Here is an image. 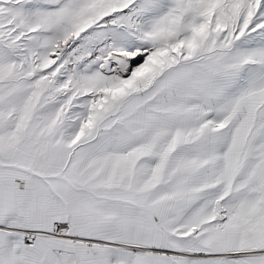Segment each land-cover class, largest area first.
Listing matches in <instances>:
<instances>
[{
    "label": "snow or ice",
    "instance_id": "obj_1",
    "mask_svg": "<svg viewBox=\"0 0 264 264\" xmlns=\"http://www.w3.org/2000/svg\"><path fill=\"white\" fill-rule=\"evenodd\" d=\"M0 264H264V0H0Z\"/></svg>",
    "mask_w": 264,
    "mask_h": 264
}]
</instances>
